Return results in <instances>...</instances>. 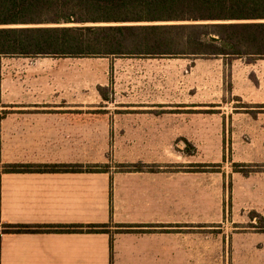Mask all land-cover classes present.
<instances>
[{"label":"crops","instance_id":"obj_1","mask_svg":"<svg viewBox=\"0 0 264 264\" xmlns=\"http://www.w3.org/2000/svg\"><path fill=\"white\" fill-rule=\"evenodd\" d=\"M113 103L102 108L108 112ZM87 104L0 101V264H264V233L229 221L228 181L183 177L164 159L116 164L118 152L108 143L116 124H137L127 132L161 139L165 128L158 125L176 120L168 114L174 103L131 106L148 114L124 117ZM157 110L167 114L150 113ZM18 164L78 171L3 172ZM261 176L241 182L233 201L245 196L264 217ZM5 225L41 228L4 234Z\"/></svg>","mask_w":264,"mask_h":264},{"label":"rangeland","instance_id":"obj_2","mask_svg":"<svg viewBox=\"0 0 264 264\" xmlns=\"http://www.w3.org/2000/svg\"><path fill=\"white\" fill-rule=\"evenodd\" d=\"M101 87L114 101L108 112L102 108ZM29 99L85 101L99 106L100 115L117 117L148 114L132 112L131 106L174 103L176 109L168 114L176 120L158 125L165 128L161 139L127 132L137 124H116L108 141L118 152L116 164L164 159L183 177L226 180L229 221H243L247 224L239 226L251 228L249 220L256 213L252 200L241 195L233 201V191L246 179L260 182L264 173V60L1 58L0 101ZM140 146L144 149L123 153L124 148ZM235 164L251 175L235 173Z\"/></svg>","mask_w":264,"mask_h":264},{"label":"trees","instance_id":"obj_3","mask_svg":"<svg viewBox=\"0 0 264 264\" xmlns=\"http://www.w3.org/2000/svg\"><path fill=\"white\" fill-rule=\"evenodd\" d=\"M1 58H185L254 64L264 60V0H0ZM100 90L105 102L113 101L105 88ZM69 171L78 169L18 164L3 170ZM235 173L251 175L239 164ZM251 219L257 221L251 228L264 233V217L253 213ZM35 228L41 227L5 225L4 234Z\"/></svg>","mask_w":264,"mask_h":264}]
</instances>
